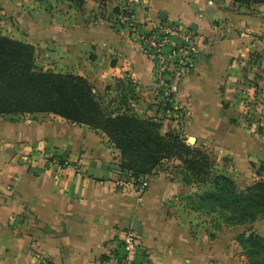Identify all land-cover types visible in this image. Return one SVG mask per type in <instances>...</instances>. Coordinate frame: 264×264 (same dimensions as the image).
<instances>
[{"label": "crops", "instance_id": "obj_1", "mask_svg": "<svg viewBox=\"0 0 264 264\" xmlns=\"http://www.w3.org/2000/svg\"><path fill=\"white\" fill-rule=\"evenodd\" d=\"M117 7L131 10L136 30L117 20ZM0 16L5 35L54 59L43 67L87 77L110 110L129 108L162 119L163 133L195 137L216 172L240 189L258 178L264 138L239 100L249 89L244 67L264 41V4L113 0L103 10L97 0L83 8L64 0H0ZM157 22L178 23L197 40L195 66L179 82L181 115L165 107L141 47L140 35ZM120 161L102 130L48 113L0 115V264H110L129 230L147 264H247L232 236L238 225L222 230L197 219L201 186L184 180L181 161L148 175L142 195L118 186Z\"/></svg>", "mask_w": 264, "mask_h": 264}, {"label": "trees", "instance_id": "obj_2", "mask_svg": "<svg viewBox=\"0 0 264 264\" xmlns=\"http://www.w3.org/2000/svg\"><path fill=\"white\" fill-rule=\"evenodd\" d=\"M64 1L80 8L87 2ZM97 1L104 5L107 0ZM232 1L246 8L264 4V0ZM115 12L119 14V8ZM3 28L0 16V115L48 113L104 131L120 150L121 172L132 174L136 183L165 162L179 160L188 184L211 185V192L198 196L195 209L211 205L232 225L252 222L264 212V163L260 164L254 183L240 189L232 178L216 172L210 155L187 143L181 131L163 133L160 120L141 117L129 108L122 112L110 110L87 77L37 66L36 47L5 35ZM53 158L51 155L48 159ZM241 244L247 264H264V236L245 235Z\"/></svg>", "mask_w": 264, "mask_h": 264}, {"label": "built area", "instance_id": "obj_3", "mask_svg": "<svg viewBox=\"0 0 264 264\" xmlns=\"http://www.w3.org/2000/svg\"><path fill=\"white\" fill-rule=\"evenodd\" d=\"M116 18L132 30L137 29L129 8L122 10ZM140 39L143 52L154 64L157 85L162 90L167 104L173 105L177 115H181L184 108L178 105L179 82L194 68L198 51L193 32L182 28L178 23L157 22L150 30L143 32ZM139 180L140 182L136 183L132 174L125 175L119 168L118 186L121 188L134 187L142 195L150 186V181L147 176ZM139 242L140 238L133 230L127 231L122 239L123 252L112 255L110 264H147L140 259Z\"/></svg>", "mask_w": 264, "mask_h": 264}, {"label": "rangeland", "instance_id": "obj_4", "mask_svg": "<svg viewBox=\"0 0 264 264\" xmlns=\"http://www.w3.org/2000/svg\"><path fill=\"white\" fill-rule=\"evenodd\" d=\"M107 1L112 2L113 0ZM107 1L104 5H100L103 10H105L106 6L108 5ZM117 8H119L121 12L122 10L126 11L128 7ZM2 20L4 21L6 20V18L2 17ZM36 55L38 63H45L49 67L50 65H54V59H47V56L43 55L42 53H36ZM43 68L49 69L48 67L46 68V66H44ZM244 68L246 72L244 83L249 87L247 92L249 94H241L239 103H241L242 110L245 109L246 112H248L247 119L249 126H255V132L262 134L264 138V41H262V43H259L257 47L252 49L250 59L247 63V66H245ZM170 105L171 104H167L165 107H169ZM157 120H160L163 126L162 119L157 118ZM187 143L191 145L194 144V142L188 140ZM199 186H201V189L199 190L200 194L211 192L210 184H200ZM198 212L199 215L197 219H199L201 223L214 224L216 225V229L218 228L223 230V224L232 225L230 223H227L225 218L217 210L213 211L211 209V205L206 204V207L204 206V208L198 210ZM238 226L239 227L235 229L236 231L232 236L235 237L240 245H242L241 241L244 240L245 235L250 236V234L253 233L264 236V212L260 214L256 220ZM225 231H229L226 232L227 234H232V232H230V229H227Z\"/></svg>", "mask_w": 264, "mask_h": 264}, {"label": "water", "instance_id": "obj_5", "mask_svg": "<svg viewBox=\"0 0 264 264\" xmlns=\"http://www.w3.org/2000/svg\"><path fill=\"white\" fill-rule=\"evenodd\" d=\"M36 65L39 66V67H41V68H43V64H41V63H38V62H37ZM189 141H191V142H195V137H191V138L189 139ZM133 229L138 230L137 226H136L135 228L133 227Z\"/></svg>", "mask_w": 264, "mask_h": 264}]
</instances>
